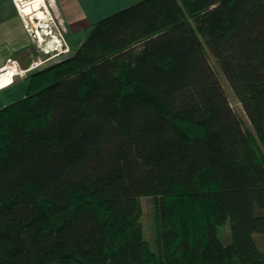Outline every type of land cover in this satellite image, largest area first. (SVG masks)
Segmentation results:
<instances>
[{"label":"trees","instance_id":"1","mask_svg":"<svg viewBox=\"0 0 264 264\" xmlns=\"http://www.w3.org/2000/svg\"><path fill=\"white\" fill-rule=\"evenodd\" d=\"M26 80L0 108V264H264V0H139Z\"/></svg>","mask_w":264,"mask_h":264},{"label":"crops","instance_id":"2","mask_svg":"<svg viewBox=\"0 0 264 264\" xmlns=\"http://www.w3.org/2000/svg\"><path fill=\"white\" fill-rule=\"evenodd\" d=\"M135 1L137 0H57L56 5L65 19L67 34H78L86 26L93 27L96 21L107 16L106 14L112 10L129 6ZM34 47L37 50V43L15 1L0 0V68L6 65L8 59L13 58L15 53L33 50ZM23 79L26 78L17 77L10 86H0V108L17 100L12 99V95L7 96L6 92ZM4 95L2 100H5V103L1 101Z\"/></svg>","mask_w":264,"mask_h":264},{"label":"rangeland","instance_id":"3","mask_svg":"<svg viewBox=\"0 0 264 264\" xmlns=\"http://www.w3.org/2000/svg\"><path fill=\"white\" fill-rule=\"evenodd\" d=\"M25 1L28 4L32 3V2L34 3V0H25ZM56 1L57 0H45V3L47 4V8H48V9L46 7L44 8V10L46 12V14H45L46 18H42L43 20L42 19L38 20L36 18V12H35L34 15H35L36 19L34 20L33 23L37 27H39L41 25L42 31H44V30L49 31L50 28L59 27V30L62 31L65 35V40H67V42L69 43V45L71 47V52L69 53V55H70V54L74 53V51L78 48V46H80V44L84 41V39L87 37V35L92 30V26H90V25L86 26L78 34H72V33L67 34V31L63 30V28L60 24V23H62L64 25V27L67 28V25L65 23V19L63 18L60 10L57 7ZM138 1L139 0H137L133 3H136ZM43 4H44V2H43ZM123 8H125V7H123ZM123 8L121 7V9H123ZM119 10H120V8H116V10H112V12H110V13H113V12L119 11ZM110 13H108L106 15H109ZM59 30L57 29V31H56L58 34L60 32ZM67 30H68V28H67ZM47 43H48L47 46L49 48H51V49L56 48V41L54 38L48 40ZM65 56L67 57V55H65ZM65 56H63V57L65 58ZM62 58L53 59L52 61H48L47 64L50 66V65L64 59V58L63 59ZM211 61H212L213 65L215 66L216 70L218 71L219 75H220V78H221L222 83L225 87V90L228 94L231 105L242 117H244L245 119H247L249 121L248 116L246 115V112L244 110L242 103L239 101V99L237 98V96H236L233 88L231 87L229 81L226 79V77L223 75L221 69L218 67L216 60L213 57H211ZM27 88H28V81L26 79H23L21 81H18V83H16L12 88H9L6 92V94H7V96L12 95L11 97H13L12 99H14V100L20 99L26 95ZM4 97H5V95L2 96L1 101H3L2 99ZM5 102L6 101L4 100L3 103H5ZM249 122H247V123H249ZM142 202H143V211H144L143 217H142L144 233H145L146 238L152 242L154 248L157 249L156 244L154 242L156 234H155V225H154V218H153V214H154L153 198L148 197V196H143ZM218 234L225 244H228L231 241L230 221H228L225 225L219 226ZM255 236H256V239H257V242H258L260 248L264 249V234H255Z\"/></svg>","mask_w":264,"mask_h":264},{"label":"built area","instance_id":"4","mask_svg":"<svg viewBox=\"0 0 264 264\" xmlns=\"http://www.w3.org/2000/svg\"><path fill=\"white\" fill-rule=\"evenodd\" d=\"M16 3V6L19 10V12L22 14L23 20L26 23L27 28L31 32L33 38L35 39V42L37 43V56L31 60L29 67L26 69H22L16 59L9 58L6 65H4L2 68H0V77L7 71V68L13 67L15 69L14 74L12 75V80H14L15 77H26L30 72L43 69L47 66L48 61H52L56 58H62L65 55H69L71 52V47L67 40H65V35L62 31L59 30V27L50 28L49 31L44 30L43 32L40 31L42 26L39 27L35 26L33 23L34 20L37 18L40 20L39 16L36 14V18L34 13L29 14L26 11L28 4L25 0H14ZM63 30L67 31V28L64 27L62 23H60ZM57 29L60 31L59 34L56 32ZM60 35V36H59ZM54 38L57 41V46L59 47L57 51L53 52L51 48H49L47 45V41ZM66 57V56H65ZM64 58V57H63ZM62 58V59H63ZM1 79V78H0ZM9 82V83H10ZM1 88V87H0Z\"/></svg>","mask_w":264,"mask_h":264},{"label":"bare ground","instance_id":"5","mask_svg":"<svg viewBox=\"0 0 264 264\" xmlns=\"http://www.w3.org/2000/svg\"><path fill=\"white\" fill-rule=\"evenodd\" d=\"M44 2V4H43ZM47 8V4L45 3V0H34V3H30V5H27L26 7V11L29 14H33L36 12V14L39 16V18H46L45 14V10L44 8ZM48 9V8H47ZM43 20V19H42ZM41 32H43L40 29ZM6 71V70H5ZM15 69L13 67H9L7 72H5L0 78V86L1 87H7L10 86L12 83H9L10 80L12 79V75L14 74ZM9 83V84H8Z\"/></svg>","mask_w":264,"mask_h":264},{"label":"water","instance_id":"6","mask_svg":"<svg viewBox=\"0 0 264 264\" xmlns=\"http://www.w3.org/2000/svg\"><path fill=\"white\" fill-rule=\"evenodd\" d=\"M35 58V54L31 50H25L24 52L15 53L13 59H16L22 69L29 67L32 59Z\"/></svg>","mask_w":264,"mask_h":264},{"label":"clouds","instance_id":"7","mask_svg":"<svg viewBox=\"0 0 264 264\" xmlns=\"http://www.w3.org/2000/svg\"><path fill=\"white\" fill-rule=\"evenodd\" d=\"M55 41H56V40H55ZM58 48H59V47L57 46V41H56V48H55V49L52 48L53 52L57 51ZM34 51H36V48H35V47H34ZM37 55H38V54H37V51H36L35 57H36ZM18 63H19V62H18ZM19 65H20V64H19ZM30 73H31V72H30ZM30 73H29V74H30ZM29 74H28V75H29ZM26 77H27V76H26ZM15 78H17V77H15ZM15 78H14V79H15ZM22 78H25V77H22ZM13 81H14V80H12L10 83H13ZM8 84H9V83H8Z\"/></svg>","mask_w":264,"mask_h":264},{"label":"flooded vegetation","instance_id":"8","mask_svg":"<svg viewBox=\"0 0 264 264\" xmlns=\"http://www.w3.org/2000/svg\"><path fill=\"white\" fill-rule=\"evenodd\" d=\"M31 52H33L34 54H36V51H34V49H33V50H31Z\"/></svg>","mask_w":264,"mask_h":264}]
</instances>
